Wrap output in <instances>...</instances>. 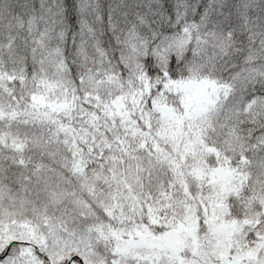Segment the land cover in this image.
I'll list each match as a JSON object with an SVG mask.
<instances>
[{
    "label": "snow or ice",
    "instance_id": "6c2138e0",
    "mask_svg": "<svg viewBox=\"0 0 264 264\" xmlns=\"http://www.w3.org/2000/svg\"><path fill=\"white\" fill-rule=\"evenodd\" d=\"M0 264H264V0H0Z\"/></svg>",
    "mask_w": 264,
    "mask_h": 264
}]
</instances>
